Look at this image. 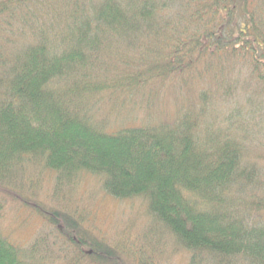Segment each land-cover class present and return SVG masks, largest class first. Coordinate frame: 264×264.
I'll list each match as a JSON object with an SVG mask.
<instances>
[{
  "label": "trees",
  "instance_id": "trees-1",
  "mask_svg": "<svg viewBox=\"0 0 264 264\" xmlns=\"http://www.w3.org/2000/svg\"><path fill=\"white\" fill-rule=\"evenodd\" d=\"M140 82L167 93L168 120L93 123L95 95L117 99ZM255 144L264 0H0V192L27 164L55 174L56 195L89 175L108 197L142 201L153 234L106 240L35 191L10 194L40 228L18 245L0 236V264H163L156 237L185 264H264Z\"/></svg>",
  "mask_w": 264,
  "mask_h": 264
},
{
  "label": "rangeland",
  "instance_id": "rangeland-1",
  "mask_svg": "<svg viewBox=\"0 0 264 264\" xmlns=\"http://www.w3.org/2000/svg\"><path fill=\"white\" fill-rule=\"evenodd\" d=\"M123 68L127 71L126 66ZM112 70L111 68L105 72L103 77L106 78V73ZM138 87L139 89H136L132 83L131 89L117 99L111 98L109 93L95 95L92 104L85 106L87 112L96 108V114H92L93 123L105 126L106 131L115 132L122 127H141L168 120L173 112V102L163 88L157 85L144 87L141 82ZM94 100L97 104H94ZM254 148L256 155L252 160L257 162L256 157L260 154L264 155V148L259 151L258 144H255ZM259 164L264 166V158L259 161ZM25 168L22 177L13 179L16 180L13 184L15 189L11 185V188L6 189V194L0 192V236L7 238L9 242L18 245L31 241L34 233L40 228L39 218L30 210L21 209L18 201L13 199V196L32 199L33 191L36 192L37 199L44 204L64 206L67 210H74L81 214L84 226L95 235L105 236L106 240L130 239L141 230H144L145 236L152 234L150 229H146L149 218L142 201H118L108 197L99 179L84 174L71 189L62 188L56 195L54 194V173L43 170L39 165L28 166L27 164ZM260 192L263 193L262 203L264 204V182ZM49 197L53 202L49 200ZM260 220L261 224H264V211L261 213ZM146 231L147 234H145ZM156 238L149 244L152 251L160 250L163 264L186 263V255L180 247L167 259L162 250L163 243L160 242L159 237Z\"/></svg>",
  "mask_w": 264,
  "mask_h": 264
}]
</instances>
